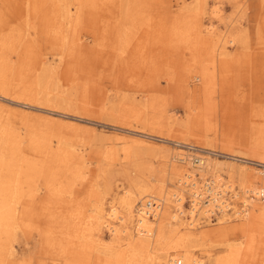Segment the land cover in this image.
Listing matches in <instances>:
<instances>
[{
  "label": "rangeland",
  "instance_id": "rangeland-1",
  "mask_svg": "<svg viewBox=\"0 0 264 264\" xmlns=\"http://www.w3.org/2000/svg\"><path fill=\"white\" fill-rule=\"evenodd\" d=\"M150 1V16L137 22L120 17L118 0H69L68 22L52 0H0V177L21 170L17 214L11 203L4 208L0 181L8 217L0 218V264H138L144 250L98 244L89 216L132 181L175 200L171 182L182 163L172 155L163 162L169 151L208 155L226 202L241 209L248 196L254 205L245 219L226 221L215 208L212 222L187 232L164 205L155 225L164 251L204 264H264V198L244 195L238 179L257 187L264 170V0H184V8ZM215 5L220 19L210 12ZM206 20L231 41L229 55L201 32ZM234 27L246 47L232 42ZM45 69L50 100L35 90ZM144 164L152 173L138 170Z\"/></svg>",
  "mask_w": 264,
  "mask_h": 264
},
{
  "label": "bare ground",
  "instance_id": "bare-ground-1",
  "mask_svg": "<svg viewBox=\"0 0 264 264\" xmlns=\"http://www.w3.org/2000/svg\"><path fill=\"white\" fill-rule=\"evenodd\" d=\"M118 2L119 5L115 2L114 4L116 8L119 9L120 17L125 18L127 21L137 20L138 22L141 21V18L143 16L144 18L145 15L150 16V0H118ZM60 3L61 6L58 5ZM26 4L28 3H25V5ZM51 5L52 9H55L56 11L59 8H62L61 11L64 13L63 17L65 21L67 20L68 22H71L70 18L72 15H70V13L72 9L70 7L71 5L69 4V0H52ZM218 5H215L214 8L210 11L213 14L214 19H218L220 17L221 7ZM178 6L180 8L187 7L184 4V0H179ZM144 20L146 21V19ZM207 21L208 20H206V22L204 23L201 22L203 23L201 32L206 33L207 36L212 40L214 47L218 50V55H229L226 50V44L229 43L230 40L228 38L221 37L219 34H216L218 30L215 26L216 20H209L208 22ZM142 22L144 21L142 20ZM139 24L141 27L140 22ZM231 30L233 31L232 36H229L231 37L232 42H236L237 46L240 48L246 47L245 45L247 44H245L242 33H240V31L236 27ZM134 31L133 33H135ZM60 32H63L64 34L65 31L60 30ZM64 37V39L68 37V32H66ZM65 43H67V41ZM51 84L52 75L50 74V71H48V69H45L36 80L35 90L40 99L50 100L51 97H53L52 93L54 92V88ZM210 146L211 145L208 142L205 144L206 149L208 148L211 150ZM168 155H172V158L174 157L176 160L182 163V170L178 178L176 179V182H171V184H173L178 191V196L175 200H172V193H170L169 191L163 190L162 188L155 191V188L153 187L154 185L152 186V184H150L147 180L132 181V188H127V190H124L123 196H121L119 199L113 197L109 207H107V210L102 208L101 205H97L93 208L92 214L89 216V227L91 229L90 231L93 233L98 244L105 247H110L111 250H115L118 245L124 246L126 250H131V248L144 250L145 253L141 255L138 264H204L203 261L201 259H198L195 254L188 255V253H182V255L180 251H174L173 253L164 251V249L162 248L163 240H165L163 232L160 231L155 235V225H157L156 223L160 217L162 207L164 205L170 207L171 205L172 212L170 213L171 215L169 216V219L177 223V230L183 228L186 230L185 232H187V229H196L204 222L208 224L211 221L209 220L210 213H212L215 208L219 210V213H221L220 220L226 221L232 218L245 219L248 215L249 209L251 208L250 206L253 207L254 205V200L248 199V196H243L241 209L231 207L223 197V194L225 192V186L222 184L223 176L218 170L219 167L216 166L214 162L212 163L213 159L211 160L208 155L199 154L198 156L190 153H185L183 151H169V153L166 152V154L162 156L163 159H165L163 162H169L170 158ZM193 161L197 162L196 166L192 165ZM218 164L220 163L217 161V165ZM160 165L162 169H165L164 164ZM136 168H138V166ZM138 170L142 174H145V172L153 171L150 166L146 165L142 167L140 166ZM0 171L3 172L1 168ZM209 174L211 177L208 181L207 176H209ZM20 177V168L12 172V174L9 175V179L7 180H3L2 177H0V181H4V183L2 182L3 186H1L3 187L4 197H2V192L1 201L4 208L11 203L12 205L10 204L8 208H11L14 214H17L19 211ZM230 177L233 178V176ZM255 178L258 180L259 186L247 187L246 185H244V177L239 174V188L244 195L251 194L259 196L263 199L264 170H259L258 176L255 175ZM231 186L232 183L229 185V187ZM186 194L191 199L189 200V207L187 206L188 208L184 209L183 207L186 199ZM234 195H238V192H235ZM3 211L1 210L0 218H8L5 215L6 213H4ZM14 214H12V219L15 218ZM9 220H6L8 221V224H10ZM13 222L14 224H16L17 219L15 221H12L11 223ZM104 233L105 235L107 234L108 239H106ZM135 235L137 236L136 238ZM135 239H138V242H136ZM131 252L132 250L130 251V253Z\"/></svg>",
  "mask_w": 264,
  "mask_h": 264
}]
</instances>
